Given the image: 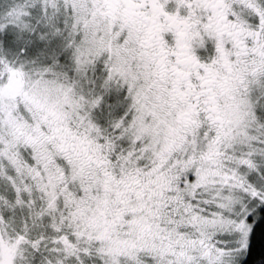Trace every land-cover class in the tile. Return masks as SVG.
<instances>
[{
	"label": "snow or ice",
	"instance_id": "6c2138e0",
	"mask_svg": "<svg viewBox=\"0 0 264 264\" xmlns=\"http://www.w3.org/2000/svg\"><path fill=\"white\" fill-rule=\"evenodd\" d=\"M0 264H264V0H0Z\"/></svg>",
	"mask_w": 264,
	"mask_h": 264
}]
</instances>
